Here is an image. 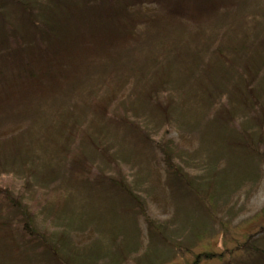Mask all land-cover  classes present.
I'll return each mask as SVG.
<instances>
[{
	"label": "rangeland",
	"instance_id": "374dc122",
	"mask_svg": "<svg viewBox=\"0 0 264 264\" xmlns=\"http://www.w3.org/2000/svg\"><path fill=\"white\" fill-rule=\"evenodd\" d=\"M24 6L41 23L53 17L52 0H0V24L15 34L5 47L34 46ZM165 25L139 27L136 51L116 62L118 78L128 77L117 94V78L104 84L97 66L80 75L81 93L56 102L43 93L0 111V189L25 214L15 218L0 201V264H194L198 256L255 264L252 248L264 250V114L249 111L247 97L264 105V0H243L202 25ZM244 44L259 64L252 89ZM107 102L105 116L92 112ZM176 167L204 185L199 197L174 182ZM150 224L165 235L151 238Z\"/></svg>",
	"mask_w": 264,
	"mask_h": 264
},
{
	"label": "trees",
	"instance_id": "16d2710c",
	"mask_svg": "<svg viewBox=\"0 0 264 264\" xmlns=\"http://www.w3.org/2000/svg\"><path fill=\"white\" fill-rule=\"evenodd\" d=\"M52 1L53 17L49 19L47 16L48 19L45 21L47 24L41 23L39 16L37 17L31 9L24 6L29 23L35 31L34 46H25L18 40L15 46L5 47L11 38H15V34L5 25L0 24V28L2 26L0 31L4 30L8 34L7 36L0 35V45L4 48V56L0 61V111H4L9 105L14 106L31 98H38L43 93L52 94L53 92L55 102L58 93L68 96H74L78 91L81 93V83L79 85L80 81H78L80 75L83 71L86 73L97 66L102 70L99 76L104 84L117 78L115 87H113L114 91L110 95L113 96L127 85V75H123L125 79L118 78L117 71L119 69L116 68V62L120 60L119 57L123 52L136 51L135 47L142 39L138 33L139 27L144 26L143 32H152L151 30L160 28L164 24L167 26L182 21L202 25L243 2V0ZM146 3L158 5V11L151 14L135 11L139 5L142 6ZM19 5L23 7L21 2ZM134 13L138 16H134ZM18 37L19 34L16 33V38L18 39ZM257 42L264 54V33ZM248 45L244 44L242 48V53L245 54L242 65H245L243 71L248 77L249 89H252V79L258 76L259 64L253 57V53L249 54ZM240 49L235 47L231 49V52L234 54ZM222 53L221 48L217 49V55L220 58ZM243 88L244 83L241 82V89ZM254 94L247 97V108L253 114H264V105ZM257 94L260 93L257 92ZM107 108L108 102L100 103L92 107L91 110L96 116H105ZM160 150L163 152L161 147ZM166 167L167 170L174 169L171 164ZM176 169L179 173L176 170L173 171V176L176 177L174 182L197 197L199 189L204 185H197L186 180L178 167ZM87 171L90 170H84V173ZM79 176H82V173ZM0 201H5L10 208L12 207L11 209L16 212L13 215L15 218L25 216L15 200L11 199L10 201L8 191L0 189ZM23 224V232L32 236L28 230L30 223L24 222ZM152 227L153 224L148 225V233L151 234V238L159 240L165 235V228L152 229ZM249 240L254 244L258 243L257 239L253 237ZM252 249L260 253L254 257L253 262L264 264V250L256 247ZM215 257L221 258L222 256L206 253L203 259L210 260ZM199 259L201 256H198L194 264H199Z\"/></svg>",
	"mask_w": 264,
	"mask_h": 264
}]
</instances>
